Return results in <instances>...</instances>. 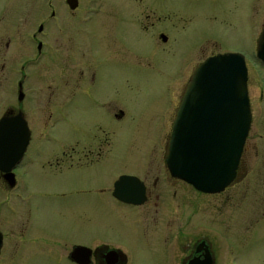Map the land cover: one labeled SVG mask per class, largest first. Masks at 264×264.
<instances>
[{"label":"rangeland","instance_id":"rangeland-1","mask_svg":"<svg viewBox=\"0 0 264 264\" xmlns=\"http://www.w3.org/2000/svg\"><path fill=\"white\" fill-rule=\"evenodd\" d=\"M2 1L6 2V14H12L18 8L22 10L21 14H31L33 3L39 8V15H47L55 7L70 19V31L77 43L83 36L81 30L85 24L82 20H107L116 27L117 54L108 60L101 58L92 88L93 93L98 92L101 96L107 91L106 102L110 103L114 98V105L122 112L114 123L116 151L111 156L116 162L134 164L153 150L161 157L178 109L179 84L185 87L195 64L214 52L246 53L252 119L244 144L241 167L244 177L239 185H243V195H246V217L252 212L256 215L251 205L259 206L257 213L261 217L247 227L245 223L239 226L234 218L230 221L231 229H227V222L217 223L206 216H195L192 225L190 193H186L183 240L196 235L193 231L195 227L201 229L203 226L204 231L211 232L218 245L217 264H264V66L256 63L253 52L261 27L260 0H79L78 8L71 15L65 0H53L51 6L47 5L48 0ZM252 4L258 8L253 10ZM146 14L150 15L148 19ZM158 16L161 22L156 21ZM152 21L155 23L148 30L141 29V24L149 25ZM159 31L166 36L164 45L158 43ZM128 45L132 47L129 51L126 50ZM112 85L116 88L115 94L111 91ZM15 95L8 89L2 99L7 103L14 102ZM82 104L79 102L72 107L69 114V121L75 123L78 129L72 131L71 123L66 124L63 119L56 122L51 141L57 146L85 137L94 108L88 105L81 107ZM105 109L103 106L101 110L103 117H106ZM102 175L108 179L111 175L106 163L70 169L64 179L55 177L51 180L53 184L51 181L45 184L46 188L54 191L65 184V194H62L63 190L50 196L36 195L29 199L21 220L25 222L29 218V225H33L32 228L41 227L44 236L51 240L43 242L39 239V242L30 245L27 239L31 233H28L22 243L24 247L29 246L24 248L27 256L16 257L13 264H18L17 261L21 264H73L67 258L73 243L91 247L102 240L121 247L128 256L127 264H169L170 244L157 240L152 233L146 234L144 227L133 218L123 220L122 215L116 213L115 220L112 214L115 227L110 228L103 222L105 215L96 208L79 214L81 202L91 203V199L98 196L94 191L92 195L85 196V193L71 191L80 185L86 189L95 188L87 183L93 184ZM42 179L45 178L30 179V186H41ZM199 202L202 208L206 207L202 197H199ZM71 204L73 207L70 209ZM9 216H12L11 213ZM187 216L189 219L185 220ZM47 253L49 256H46ZM3 264L11 263L5 260Z\"/></svg>","mask_w":264,"mask_h":264},{"label":"flooded vegetation","instance_id":"flooded-vegetation-1","mask_svg":"<svg viewBox=\"0 0 264 264\" xmlns=\"http://www.w3.org/2000/svg\"><path fill=\"white\" fill-rule=\"evenodd\" d=\"M33 4L31 14H21L20 8L15 9L12 14H6V2L0 0V118L19 113L25 119L29 130L28 142L17 160L12 157L18 152L8 148L10 143L0 141V264L5 260L13 264L16 257L27 256L24 248L29 246L24 247L22 243L25 237L27 239L28 233H31L27 239L30 245L39 242V239L44 240L43 242L51 240L44 236L41 227L32 228L29 218L22 221L24 206H28V200L36 195L50 196L63 190L62 194H65V184L56 191L46 188L45 184L55 177L64 179L70 169L88 168L101 163L110 167L109 179L103 175L98 176L93 184L87 183L88 186H96L95 188L86 189L87 187L80 185L71 191L85 193L84 196L92 195L94 191L98 196L91 199V203L81 202L79 214L96 208L105 215L103 222L110 228L115 227L112 214L115 215V220L116 213L121 214L123 220L133 218L144 227L146 234L152 233L157 240L170 244L171 254L167 255L169 264H186L190 258L202 259L206 249L213 264H217L218 245L211 232L207 229L204 231L205 227H195L193 231L196 235L183 240L184 194L190 193L192 225L195 216H206L217 223L227 222V229H231L230 221L234 218L239 226L245 223L247 227V224L249 226L253 221L257 222V218L261 217L257 213L259 206L251 205V210H255L256 215L252 212L246 217V195H243V185H239L244 177L241 174L244 146L234 179L223 190L213 193L200 191L185 180L170 174L166 163L168 140L163 152L161 151V157H158L159 152L153 150L134 164L116 162L111 156L116 151V143L113 141L114 123L122 112L114 105V98H111L110 103L106 102L107 91L102 96L98 92H92L101 58L108 60L117 54L116 27L107 20H82L85 24L81 30L83 36L77 43L70 31V19L60 14L55 7L50 9L49 14L39 15V8ZM47 5H53V0H48ZM78 6L79 0L73 9L66 3V9L71 10H68L69 15ZM235 8L236 4L233 9ZM257 8V5L252 4L253 10ZM260 8L261 27L255 38L253 52L256 63L264 66V62L256 57L257 40L264 29V0H260ZM149 16L146 14V19ZM161 20L160 16L156 18L157 22ZM154 23L152 21L151 25L141 24L140 27L146 31ZM162 34L164 32L159 31L157 37L160 45L166 43V38L161 37ZM130 49L132 47L128 45L126 50ZM228 52H214L208 56ZM230 52L242 53L248 67L246 53ZM200 62L195 64L191 74ZM189 78L185 81L184 88L182 83L179 84L178 106ZM7 84L10 85L6 87ZM8 89L16 93L14 102L7 103L2 99ZM111 91L115 94L114 85ZM259 96L261 98L262 93ZM79 102L83 103L81 107L88 105L89 108H94L86 135L57 146L51 141L56 122L63 119L66 124H70L71 108L79 105ZM103 106L106 108V117L101 115ZM71 128L74 131L78 126L71 123ZM1 138L6 139V136ZM34 178L45 179H42L41 186L34 188L30 186V179ZM236 185L238 187L232 189ZM199 197L206 201L205 208L200 206ZM71 207L73 204L70 209ZM10 213L12 216H9ZM188 219L189 216L185 217V220ZM76 246L88 247L83 243H73L69 247L67 258L73 264L128 263V256L121 247L103 240L88 247V256L82 250L83 258H87V262L79 263L70 257Z\"/></svg>","mask_w":264,"mask_h":264},{"label":"water","instance_id":"water-1","mask_svg":"<svg viewBox=\"0 0 264 264\" xmlns=\"http://www.w3.org/2000/svg\"><path fill=\"white\" fill-rule=\"evenodd\" d=\"M77 2L66 0L71 9ZM256 57L264 62V29L257 40ZM250 124L244 55L228 52L208 56L191 74L172 124L166 155L170 174L203 192L223 190L235 177ZM28 138L21 114L0 118V141L10 143L8 148L18 152L12 158L21 157ZM82 250L88 256V247L76 246L70 257L86 263ZM186 264L213 262L206 249L202 259L190 258Z\"/></svg>","mask_w":264,"mask_h":264}]
</instances>
